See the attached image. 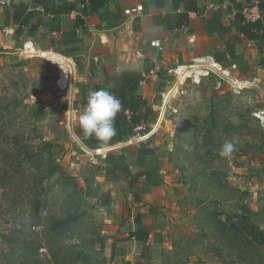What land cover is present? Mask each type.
I'll list each match as a JSON object with an SVG mask.
<instances>
[{"label":"rangeland","instance_id":"obj_1","mask_svg":"<svg viewBox=\"0 0 264 264\" xmlns=\"http://www.w3.org/2000/svg\"><path fill=\"white\" fill-rule=\"evenodd\" d=\"M44 1L66 9L82 0ZM41 7L37 0L0 4V264H264V68L216 58L244 86L217 87L213 74L188 78L162 115L173 62H145L157 73L145 72L142 86L154 135L88 146L76 127L89 92L108 85L101 60L75 67L68 58L54 63L18 50L32 37L58 51L59 15L47 24ZM15 8L36 13L46 28L31 35L29 27H15ZM65 59L70 91L57 82ZM95 61L101 67L94 71ZM233 139L234 153L220 157ZM114 155L151 174L130 185L106 171L117 163ZM151 183L162 186L144 195ZM138 214L152 233L147 245L131 239Z\"/></svg>","mask_w":264,"mask_h":264},{"label":"crops","instance_id":"obj_2","mask_svg":"<svg viewBox=\"0 0 264 264\" xmlns=\"http://www.w3.org/2000/svg\"><path fill=\"white\" fill-rule=\"evenodd\" d=\"M196 1L198 10L190 12V24L173 30L166 24L154 21V15L158 13L171 14L175 19L177 12L172 5V0H109L108 5L99 13L84 17L83 25L75 24L76 17L82 13L81 8L75 6L73 11L59 14L56 19L61 22L54 32L58 51L44 50L35 44L40 50L48 51L51 55L58 57L60 54L68 58L75 67H78L79 62L87 67L92 61L100 59L101 65L110 74L137 69L148 73L147 76L151 77L157 73L154 68L147 71V67L143 66L145 62L156 63V68H159V64L167 60L175 65L188 59L192 60L199 55H211L221 62H231L234 66L243 59L244 62L255 63L258 67L264 68L258 64V60L264 55V45L240 33L236 25V9L232 0ZM139 5H142V9L134 10ZM15 10L26 12L19 8ZM262 13L264 14V7ZM50 15L53 14H43L47 24L57 14ZM43 27L46 28L43 23L40 24L38 32L43 31ZM156 41L161 42L163 49L155 45ZM243 53L245 55L241 57ZM248 55H252L250 60ZM63 57L58 58L64 59ZM67 61L65 59L62 63L66 62L68 65ZM96 64L95 61L94 71L101 67L100 64ZM65 69L67 66L64 67ZM106 82L109 84L108 81ZM141 93L149 100L142 89ZM130 164L133 169L135 163ZM158 186L162 185L151 183L149 188L146 187L144 195H154L151 191L158 190ZM137 228H132V231ZM131 239H133L132 235Z\"/></svg>","mask_w":264,"mask_h":264},{"label":"trees","instance_id":"obj_3","mask_svg":"<svg viewBox=\"0 0 264 264\" xmlns=\"http://www.w3.org/2000/svg\"><path fill=\"white\" fill-rule=\"evenodd\" d=\"M251 1L252 0H232L236 9V25H238L241 34L250 39L258 40L260 44L264 45V21H249L246 20L243 14L244 8L248 6ZM37 3L42 6V10L38 11V13L40 12L42 15L68 13L73 11L75 7V5L69 4L65 10L63 7H54L44 0H37ZM80 3L82 13L76 17V25H83L85 23L84 17L99 13L102 8L108 5L109 0H82ZM172 5L177 12L175 19H173L171 14L163 15L162 13H158L154 15L155 22L166 24L171 30L188 26L191 22L190 12L198 10V3L196 0H172ZM263 7L264 0H260L261 10ZM9 17L10 23L15 27L23 28V30L25 27H29L31 35L34 34L43 21L36 13L29 12L14 11ZM258 64L264 66V55L260 57ZM101 68L102 70L99 71L101 72L100 74L109 82L105 90L113 92L122 101V110L115 119L117 134L111 139L107 146L125 142L137 134L145 135L150 133L152 131L150 119L154 114V109L146 102L144 95L141 93L142 86L146 81L145 72L142 70L130 69L110 74L104 67ZM153 68L154 67H151L149 70ZM76 132L86 145L95 147L103 146L95 137L85 138L79 125L76 127ZM153 135L154 134L151 136ZM118 156L119 155L116 157ZM118 158L117 163H109L106 165V171L115 172L117 178L122 177V180L129 182L130 185L134 184L136 180L139 181L142 177L151 174L149 171L144 170L134 171L132 170L131 164L126 163V161L124 163L123 157ZM55 171L56 169H53L51 173ZM142 221V215L138 214L136 216V222L140 224V226L132 231L131 235L147 245L150 234L149 231L143 227Z\"/></svg>","mask_w":264,"mask_h":264},{"label":"built area","instance_id":"obj_4","mask_svg":"<svg viewBox=\"0 0 264 264\" xmlns=\"http://www.w3.org/2000/svg\"><path fill=\"white\" fill-rule=\"evenodd\" d=\"M13 0H0V4L2 5H11ZM142 5L137 6L134 10H141ZM244 17L246 20L249 21H256V20H263L264 16L262 10L260 8V0H252L248 6H246L243 10ZM7 34L12 37L13 32L8 30L6 31ZM9 44H14L13 39H9ZM155 45L160 49H163V45L160 41H156ZM17 49L20 50L26 56H41V57H48L42 53L43 50H40L33 38H25L17 44ZM58 54V53H57ZM60 55V54H58ZM61 56V55H60ZM63 57V56H61ZM64 58V57H63ZM51 61L56 63L60 59L58 57H50ZM56 59L57 61H55ZM193 62L191 64H175L172 67L168 68V72L172 77H175L174 86L170 90L169 94H165L163 98V105L161 106V114L163 115L168 109L172 110V106L169 105L170 99L168 100L167 96H172V94H177L181 90V86L188 78H194L198 82L201 81L202 77H208L210 75H215L217 77V87H222L224 84H228L230 88L233 90H240L242 86L237 76H235L230 69L224 68V66L218 62L213 56L211 55H199L194 57ZM69 61V60H68ZM68 72L65 73L64 67L62 68V72L60 77L58 78V85L63 88H69L73 83V75L71 71V67L68 64ZM170 107V108H169ZM73 109V108H72ZM177 110V109H173ZM264 118V117H263ZM151 131L148 134H151ZM145 134V135H148ZM144 135V136H145ZM143 137V136H142ZM141 137V138H142ZM139 138V140H142ZM133 239L135 237L133 236Z\"/></svg>","mask_w":264,"mask_h":264},{"label":"clouds","instance_id":"obj_5","mask_svg":"<svg viewBox=\"0 0 264 264\" xmlns=\"http://www.w3.org/2000/svg\"><path fill=\"white\" fill-rule=\"evenodd\" d=\"M122 110V101L113 92L105 89L90 91L87 105L79 116V127L85 138L95 137L103 146L117 134L115 119ZM238 141L223 143L218 155L227 158L234 153Z\"/></svg>","mask_w":264,"mask_h":264},{"label":"bare ground","instance_id":"obj_6","mask_svg":"<svg viewBox=\"0 0 264 264\" xmlns=\"http://www.w3.org/2000/svg\"><path fill=\"white\" fill-rule=\"evenodd\" d=\"M42 53L44 54V55H46V56H48V57H55L56 58V56H54V55H51L48 51H42ZM66 63V62H65ZM169 96H167V98H168ZM168 100H169V98H168Z\"/></svg>","mask_w":264,"mask_h":264}]
</instances>
